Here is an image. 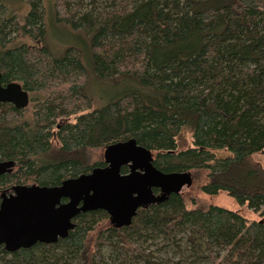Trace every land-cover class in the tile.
Masks as SVG:
<instances>
[{
	"label": "trees",
	"instance_id": "1",
	"mask_svg": "<svg viewBox=\"0 0 264 264\" xmlns=\"http://www.w3.org/2000/svg\"><path fill=\"white\" fill-rule=\"evenodd\" d=\"M44 3L83 46L54 48L43 0H29L22 23L0 0L1 83L43 95L30 98L28 115L0 102V161L15 162L0 190L88 173L105 165L90 161L91 149L133 137L159 170L205 169L204 194L223 191L258 218L215 204L188 209L171 194L121 228L104 210L80 212L55 243L0 246V264H264V0ZM15 33L34 44L14 42ZM95 82L105 101L92 108ZM105 88L120 91L108 99ZM183 128L192 145L176 151ZM220 149L229 154L213 151ZM148 242L173 251L157 255Z\"/></svg>",
	"mask_w": 264,
	"mask_h": 264
},
{
	"label": "water",
	"instance_id": "2",
	"mask_svg": "<svg viewBox=\"0 0 264 264\" xmlns=\"http://www.w3.org/2000/svg\"><path fill=\"white\" fill-rule=\"evenodd\" d=\"M0 102L23 109L30 96L18 81L1 83ZM104 166L62 180L57 185L16 184L0 195V246L8 252L36 243H55L74 227L80 212L104 210L115 228L128 226L139 208L161 203L192 184L190 170L163 172L151 150L131 137L107 144ZM15 162L0 161V175ZM127 166L128 171L122 172ZM154 189L158 191L155 192Z\"/></svg>",
	"mask_w": 264,
	"mask_h": 264
},
{
	"label": "rangeland",
	"instance_id": "3",
	"mask_svg": "<svg viewBox=\"0 0 264 264\" xmlns=\"http://www.w3.org/2000/svg\"><path fill=\"white\" fill-rule=\"evenodd\" d=\"M6 6H5V12L13 14L20 23L23 22L24 16L27 13L29 9V0H1ZM43 8H44V22H45V28H46V37L49 39L50 42L54 46V48H62L65 46H77L82 49L83 41L81 40V35L78 33H74L70 31L69 28L65 26L56 25L54 23V13L53 8L51 5V10L49 9V3H44L43 0ZM13 41L16 43L19 42H28L30 44H34L32 40H30L27 37H23L20 33L13 34ZM85 43V42H84ZM104 84L101 83H94L91 89V93L93 96V105L92 108L99 107L103 102L105 101L104 98L101 97L102 93H99L101 90L100 88H104ZM104 91L107 95H105L106 98L110 99L118 94L120 91L118 88H105ZM30 97H37V96H43L40 93H29ZM32 104L33 102H30L29 105L26 108V115L31 114L32 112ZM74 115L70 116L68 118L69 121L74 122ZM177 141V148L176 151L183 150L189 146L192 145V135L191 132L183 128L179 134L176 137ZM216 155L218 156H225L229 154V151L226 149H220V150H213ZM103 152L104 148H93L90 150V161H99L103 160ZM152 152V151H151ZM153 154V153H152ZM257 159H260L259 155H256ZM191 176H192V184L189 187H184L180 191L179 195H181L184 205L186 208L191 209L195 207H206L209 204H215L219 205L231 210H237L239 213L244 216L247 220H255L258 218V216L251 211L247 204H238L234 198L227 195L225 192H220L217 195L209 196L207 194H204L200 187L203 183L206 182V176L207 172L205 169H190ZM33 184V182H27L26 185ZM106 220L102 221L95 230L91 231L89 233V236L87 238V243L90 245L93 244L95 235L97 234V231L104 227L106 224ZM163 244L160 242L158 245H152L149 242L145 244L146 247H148L153 253L161 256L171 255L172 249L164 247L162 250H157L159 247H161ZM160 249V248H159Z\"/></svg>",
	"mask_w": 264,
	"mask_h": 264
},
{
	"label": "flooded vegetation",
	"instance_id": "4",
	"mask_svg": "<svg viewBox=\"0 0 264 264\" xmlns=\"http://www.w3.org/2000/svg\"><path fill=\"white\" fill-rule=\"evenodd\" d=\"M29 96H30V95H29ZM30 98H31V97H30ZM124 167L127 169V170H126V172H127V171H128L127 166H123L122 169H123ZM13 168H14V167H13ZM122 172H123V171H122ZM154 191L157 192L158 190H157V189H154ZM10 192H11V188L8 189V190H0V195H1L2 193H7V194H8V193H10Z\"/></svg>",
	"mask_w": 264,
	"mask_h": 264
}]
</instances>
